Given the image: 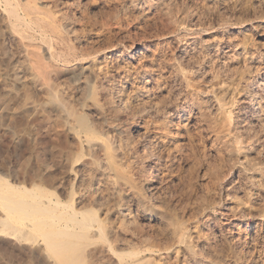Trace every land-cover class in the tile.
<instances>
[{"label": "bare ground", "instance_id": "obj_1", "mask_svg": "<svg viewBox=\"0 0 264 264\" xmlns=\"http://www.w3.org/2000/svg\"><path fill=\"white\" fill-rule=\"evenodd\" d=\"M157 1L124 0L119 4L124 13H131L143 6L154 7L160 0ZM168 1H164L163 11L158 8L166 23L175 19L171 16L178 3ZM80 4V0H0V43L9 41L23 47L18 58H12L14 54L9 56L5 50H1L0 58L11 65L10 74L15 81L28 76L31 85L28 97L35 112L24 127L41 168L40 173L25 169L24 181H19L17 175L8 177L3 172L6 169L3 161L0 162V254L9 259L24 255L43 264H153L157 252H172L173 264H229L231 257L217 249L209 232L201 236L196 227L193 233L185 231L188 227L178 224L156 197H147L146 193H152L156 187L149 178L147 162L155 159L154 170L161 174L160 178L167 177L179 151L173 136L174 125L188 128L196 119L195 114L216 131L214 139L220 140L230 154H236L246 140L264 141L263 134L254 140L252 128L244 123L242 115L243 110L257 105L259 113L255 111L253 122L264 125V107L259 106L264 99V79L255 81L260 93L250 90L241 96V107L230 104L226 108L222 99L214 96L222 85L204 90L201 96L206 103L200 105L196 96H188L179 89L181 86L186 89L190 79L209 78L208 59L202 56L219 49L190 40L174 41L173 49L165 42H157L138 48L134 54L129 51L133 42L122 49L114 45L96 48L97 32L91 29L85 34L87 29L83 32L81 18L73 12ZM190 13H181L186 24L196 21ZM195 55H202V61H197L200 57ZM87 59V65L75 67ZM160 63L165 70L159 68ZM55 74L67 75L64 79H69L71 85L67 80L64 84L68 87L58 84ZM35 88L45 95L40 103L33 94ZM2 90L12 102L10 89L3 86ZM20 96L17 98L25 94ZM13 114L9 125L12 133L22 121ZM220 118L224 121L218 127ZM144 119L148 121L142 124L140 140L135 142L140 120ZM216 152L219 157L221 152ZM127 206L136 208L135 217L165 225L170 242L177 243L175 250L170 243L162 244L167 238L164 241L152 238L141 224H135L134 218L125 219L132 208L128 210ZM225 219L222 225L232 245L233 259L251 264L245 240L249 224L239 225L235 219ZM202 245L207 246L208 252Z\"/></svg>", "mask_w": 264, "mask_h": 264}, {"label": "rangeland", "instance_id": "obj_2", "mask_svg": "<svg viewBox=\"0 0 264 264\" xmlns=\"http://www.w3.org/2000/svg\"><path fill=\"white\" fill-rule=\"evenodd\" d=\"M123 1L124 0H80L81 8L76 7L77 9H73L74 14L83 19L81 20L79 18V23L81 22V25L79 24L80 28L81 26L85 28L83 29V32L86 29H89L88 31L86 30L87 32H84L85 34L89 33L91 29H93L92 32H97L98 38L95 39L97 42L94 44L96 48H109L114 45L122 49V46L125 47L126 44L129 45V43L133 42L132 47L128 49L131 54H134L138 48L151 46L157 42H165L168 45V48L171 49L175 42L185 43L189 40L194 41L198 45L204 44L203 46H207L209 49H219L217 50L218 53H209V55L211 54L210 56L207 53L203 54V56L200 55V59L198 57L199 54L197 56L195 55L199 60L195 59L199 62L202 61L201 56L202 58L204 57L208 59L207 65H209V67L207 68L209 70L210 77L207 78L208 80H196L195 78L190 79L186 89L185 87L182 88V86L180 89L177 86V89L183 90V93L186 92L185 94L188 96H196L195 98H197L198 103L200 105H205V99L201 96L202 92L211 87L214 89L219 88V86L222 85L220 86L222 89L218 90L214 96H218L220 100L222 99L221 101L225 104L224 107L226 108L231 105L241 107L239 100L247 91L251 90V92H261V88H259L260 86H257L255 81L264 79V0H175L178 2L175 4L176 7L173 10L176 14L173 13L171 17H175V19L180 18L182 20L181 13L184 14L185 12L183 11L188 10L189 12L186 11V13H193L190 14L194 15L192 18H194V21L196 20L194 23L188 22L190 24H186L184 20L181 21L180 19L176 20V22L178 21L176 23L174 18L166 23L165 17L163 19L164 15L161 7L165 8L167 3L166 1L168 0H162L163 2H166H164L165 4L160 2L161 0H158L159 3H156L154 7L151 6L150 8L143 6L141 9L133 12L131 11V13L130 11H126L124 13L125 10L122 9L120 5ZM156 8H160L162 11L158 9V12H156ZM159 11L162 13H159ZM119 21L121 23H119ZM171 21L172 25L170 23ZM166 30H168V32H166ZM17 44L19 43L2 41L0 43V53L1 50H5L9 56L14 54V57L12 56V58L22 56L18 54H23V52H21V49L23 51V47ZM3 46H6V48ZM213 59L216 63L213 62ZM88 61L89 60L87 59L86 63L82 62L79 65L75 64V67L77 66L76 68H80L82 65L85 66ZM171 62L178 63L176 60H172ZM224 65H228V67H225ZM10 66L11 65H9L7 61L0 58V162L3 161L2 163L6 168V171L4 170L3 172L6 175H9L8 177L11 178L12 175H17L19 181H24L23 172L25 169H29L32 172L39 171L38 173H40L41 169L39 161L35 159L36 157L33 153V148L31 147L32 145H29L31 144V141L26 132V127H24L28 126V122L35 111L31 106V99L28 97L29 93H31L29 90L31 85L29 86L30 82L28 80V76L25 78L22 77V80L19 78L15 81L13 76L10 74ZM161 67L163 70L164 65L162 64L159 68L161 69ZM55 75L56 76L53 77H57L56 81L58 80V84L63 83L60 85L65 87L69 86L67 84L71 85L69 79H64L68 78L67 75ZM66 80L68 83H65V85L64 82ZM3 86L10 89L11 94L13 93L12 95L14 96V99L20 95L23 96L24 94L26 98L25 96H20L21 98H17V101L13 99L14 102L13 100L12 102H9V96L6 94L7 92L3 93ZM173 86L176 87V85ZM35 89L33 94L35 95L37 103H40L45 99V95L41 89ZM13 90H16V92ZM5 95L7 97H5ZM8 102L10 104L6 107ZM261 102L262 103H259V106L264 107V99ZM256 106L243 110L242 112V115L244 116V123H249L252 128L255 138L254 140L259 138L260 135H264V125L255 121L253 122L254 117H256L257 113H259V108L257 109ZM8 108H10V110ZM13 113H16L18 118L16 119L18 121H21L20 119H22V121L19 122V129L12 133L9 125ZM125 115L126 114L124 113L123 116ZM195 115L197 120L193 119L188 128L181 127L180 125L177 128V125H174L173 136L178 141L176 142L178 144L179 151L175 156L176 160L173 158L172 164L174 163V166H172L173 168L168 174L169 176L167 175V177L165 176L166 178H160L161 174L154 170L156 168L155 163H157L155 159L150 158L149 162H147L149 163L147 166L149 169V178L156 187L154 188L155 192L154 190L151 191L152 193L148 191L146 195L152 199L153 197H156V199L162 204L163 208H168L167 212L175 219V221H177V223L179 222L178 224H182V226H184L183 228L188 227L185 231H188L189 233H193L196 230L201 231V236H206L209 232V235L213 238L217 249L220 250L222 254L224 253L223 255L231 257V262L229 264H232L233 262V264H236V262L237 264L241 263L232 257V245L227 239L226 227L222 225V221H225V218L228 217L229 219H235L239 225L248 223L250 227L246 231V236L248 235V237L245 239L246 249L249 248L247 257L251 256V260L248 262L251 264H264V141H260L259 139L256 140H259L258 142L246 140V145L243 143V145L238 148L236 154L234 153L235 155L233 153L230 154L226 151V149H224L220 140L218 141L214 139L216 131L202 123V120L199 119L201 117L198 116V114ZM221 119L222 118H220V120ZM147 121V119L142 121L140 120V127L137 130L138 135L135 134L136 137L134 136L135 142L140 140V136L143 132L141 127ZM223 121L221 120L217 126L219 127L220 125L221 127ZM262 123L264 124V122ZM217 150L221 152L219 153V157L216 152ZM3 172L1 174H3ZM127 207L128 210L131 207L133 209H130L131 214H129V216L126 215L125 219H127V217L129 218L128 220L134 218L135 224H141L140 227L142 230L146 234L151 233L150 236L152 238L155 236L156 239L161 241L162 239L164 241V239L167 238L165 244L164 242H162V244L168 245V243H170L169 245H171V248L173 247L175 250V245H177V243L174 244V240L173 242H170L171 237L166 230L167 228L165 225L157 223L153 220L148 221L140 217H135L136 208L133 206ZM131 215L135 216L133 217ZM133 226L134 225L131 227ZM223 229L224 231H222ZM204 232L207 234H204ZM223 237L227 240H224ZM201 248L205 252H208L206 245H202ZM227 251L228 254H226ZM157 253L154 257L153 264L174 263V253ZM16 256L9 259V257L0 254V264H43L42 262H37L32 258V261L29 260L30 257L28 256ZM260 258L263 261L259 260ZM158 260H160V262ZM183 264L190 263L185 262Z\"/></svg>", "mask_w": 264, "mask_h": 264}]
</instances>
